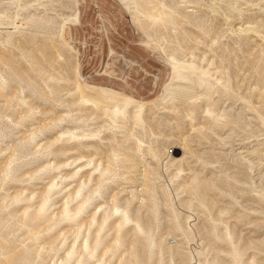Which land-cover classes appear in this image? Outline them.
Instances as JSON below:
<instances>
[{
	"label": "rangeland",
	"instance_id": "obj_1",
	"mask_svg": "<svg viewBox=\"0 0 264 264\" xmlns=\"http://www.w3.org/2000/svg\"><path fill=\"white\" fill-rule=\"evenodd\" d=\"M0 264H264V0H0Z\"/></svg>",
	"mask_w": 264,
	"mask_h": 264
},
{
	"label": "bare ground",
	"instance_id": "obj_2",
	"mask_svg": "<svg viewBox=\"0 0 264 264\" xmlns=\"http://www.w3.org/2000/svg\"><path fill=\"white\" fill-rule=\"evenodd\" d=\"M183 70H185V69H183ZM178 78H180V77H182V78H185L186 76H184L183 74H181V73H179L178 74ZM180 80V79H179ZM201 81V80H200ZM43 207H44V203L41 205V209H43ZM79 207V206H78ZM107 209V208H106ZM102 210V209H101ZM125 216H126V214H124ZM124 219V218H123ZM119 227V226H118ZM77 228V227H76ZM6 259V258H5ZM2 261V260H1ZM5 261V260H4Z\"/></svg>",
	"mask_w": 264,
	"mask_h": 264
}]
</instances>
